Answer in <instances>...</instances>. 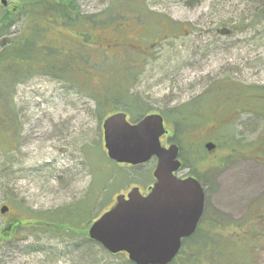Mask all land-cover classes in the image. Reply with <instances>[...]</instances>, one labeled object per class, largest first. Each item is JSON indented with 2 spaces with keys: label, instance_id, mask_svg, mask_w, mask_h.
Returning <instances> with one entry per match:
<instances>
[{
  "label": "rangeland",
  "instance_id": "obj_1",
  "mask_svg": "<svg viewBox=\"0 0 264 264\" xmlns=\"http://www.w3.org/2000/svg\"><path fill=\"white\" fill-rule=\"evenodd\" d=\"M11 1L0 0L3 6ZM109 1L82 0V10L98 12ZM146 2L161 24L156 28L162 37L154 43L140 40L137 25L121 23L128 39L145 51L144 59L133 51L139 69L128 87L131 95L126 103L121 101L120 108L128 106L135 120L200 101L194 114L202 120L199 124L176 130L174 116H170L165 125L171 135L189 139L182 153L204 184L205 217L218 218L225 229L222 232L232 238V258L223 256L217 264H264V1ZM169 26L176 31L168 32ZM112 36L110 32L103 38ZM104 39L85 46L103 50L111 60L121 58L125 70L129 58L117 54L123 48H110ZM121 39L126 42L125 37ZM72 40L82 43L77 36ZM54 43L61 46L59 41ZM77 70L91 78L96 88L103 81L95 63L78 62ZM123 82L119 80V86L127 85ZM96 90L47 75L18 87L16 104L23 127L17 146L7 150L10 142L0 132L2 235L13 233L14 220L41 221L42 213L79 205L82 212L76 219L91 224L113 206L119 193L137 182H152L156 160L130 169L107 158L102 125L108 115L91 95ZM238 97L241 100L236 101ZM169 137L163 138V145L171 143ZM210 141L218 148L207 153L205 145ZM192 148L198 155L195 161ZM5 205L9 210L2 214ZM87 228L73 234L88 237ZM14 237L0 241V264H134L127 254L113 255L80 239L53 237L26 227Z\"/></svg>",
  "mask_w": 264,
  "mask_h": 264
},
{
  "label": "trees",
  "instance_id": "obj_2",
  "mask_svg": "<svg viewBox=\"0 0 264 264\" xmlns=\"http://www.w3.org/2000/svg\"><path fill=\"white\" fill-rule=\"evenodd\" d=\"M81 1L12 0L8 6H3L0 2V132L3 133L2 137L10 142L7 150L17 146L23 127L19 121L16 104L18 87L36 76L47 75L70 82L79 88L89 89L91 86L93 89H98L91 95L98 98V105L107 115L120 111L123 107L122 111H128L125 106L121 108L120 106H122V100L125 102L130 97L128 87L137 77L135 70L139 69L137 62L140 61L134 56L133 51H139L141 58L144 59L142 55L145 50L136 47L128 39L129 33L120 28L121 23L129 22L131 25L134 23L141 31L139 39L148 42L152 40L153 43L156 38L162 37L161 32L156 28L158 25L161 27V24H158L159 20L153 15L154 13L149 12L146 0H110L106 8L91 13L82 10ZM50 27L55 28L56 32H51L53 29ZM174 27L169 26L168 32L176 31ZM152 28L156 29L151 33ZM110 32L113 36L110 39L109 37L104 39L103 37L109 36ZM74 36L79 37L83 44L74 42L72 40ZM113 37L120 39L119 47L123 48L122 52L117 54H123L129 58L125 70L124 67L121 68L123 64V61H120L121 58L111 60V57L106 58L103 50L93 51L85 46V43L104 39L111 48ZM121 37H125L126 42H123ZM53 41H59L61 46ZM95 57L98 61L94 59ZM78 62L87 66L95 63L99 76L103 78L97 88L91 85V78L79 74ZM118 79L125 80L126 83H123L127 85L119 86ZM198 102L200 103L195 99L192 104L173 107L168 113L163 112V116L167 121L172 119L170 116H174L176 130L189 126L187 124L195 126L202 121L199 118L196 119L194 115L199 107ZM201 106L203 109V102ZM182 138L174 134L173 141L181 148L183 168H188L190 165L183 157L182 149L189 139L182 141ZM192 156L194 161L198 158L194 148H192ZM192 174L200 177L194 170ZM81 212L82 207L79 205L77 209L65 207L42 213L41 221L35 220L36 218L26 221L14 220V234L0 233V241L8 238L15 239V234L21 232L22 227H26L34 231L48 232L53 237L80 239L82 242H88L87 245L90 247L95 242L86 235L73 234L90 225V221L84 223L76 219ZM210 218L209 216L208 219L206 218L207 221L203 220L200 223L197 234L192 239L183 240L179 254L169 264H203V261H207L208 264H217L223 260V256L232 258L229 249L232 238L222 232L225 229L221 226L222 223L218 222V218L212 217L211 221ZM87 229L83 232L87 233ZM191 249H195L194 252Z\"/></svg>",
  "mask_w": 264,
  "mask_h": 264
},
{
  "label": "water",
  "instance_id": "obj_3",
  "mask_svg": "<svg viewBox=\"0 0 264 264\" xmlns=\"http://www.w3.org/2000/svg\"><path fill=\"white\" fill-rule=\"evenodd\" d=\"M103 130L110 159L138 165L157 157L156 182L146 196L138 187L127 197L118 196L115 205L92 223L89 238L112 254L128 253L135 264H168L182 239L196 230L205 206L204 188L194 177L177 176L180 148L176 143L162 145L161 137L168 132L162 115L150 114L132 124L125 113H116L104 121ZM215 147L206 144L209 151ZM8 210L5 205L1 213Z\"/></svg>",
  "mask_w": 264,
  "mask_h": 264
},
{
  "label": "flooded vegetation",
  "instance_id": "obj_4",
  "mask_svg": "<svg viewBox=\"0 0 264 264\" xmlns=\"http://www.w3.org/2000/svg\"><path fill=\"white\" fill-rule=\"evenodd\" d=\"M111 42H113V46H117V47L120 46V45H119V44H120V39H117V38L113 37V40H112ZM238 100H241V98L238 97V99H237L236 101H238ZM243 100H244V99H243ZM127 107H128V106H125L126 109H127ZM129 107H130V105H129ZM126 114H127V119H128L130 122H132V123H136V122H138L137 120H133V119H132V117L129 115V112H128V111L126 112ZM164 137H165V136H164ZM164 137H162V140H163ZM216 145H217V147H216V149H217V148H218V144H216ZM207 153H209V152L207 151ZM152 160H156V165H157L158 159H157L156 157H154V158H152ZM152 160H151V161H152ZM148 163H150V162H148ZM148 163H146V164H148ZM182 163L184 164L183 159H182ZM146 164L131 165V164L120 163V165L128 166V167H130V169L139 168V167L145 166ZM188 169H190V170H188V172H186V173H184V172H183L184 170L182 169V172L180 171V173H178L179 176H180L181 178H184V177H186V176H190V175H192L191 168L189 167ZM186 170H187V169H186ZM193 176L197 177L196 175H193ZM197 178L200 180V182H201L202 185L204 186L203 182L201 181V177H197ZM155 182H156V179H155V177H154V170H153L152 182H149V183L145 182V184H140V183L137 182L134 186L131 185V189H132V188H135V187H138L139 190H140V192L142 193V195L146 196V195H148V194L150 193V191H151L153 185L155 184ZM132 186H133V187H132ZM131 189H130V190H131ZM130 190H129V191H130ZM129 191H127V192H123V193H119L118 195H121V194H122V195H125V196L127 197ZM204 191H205V187H204ZM118 195H117V196H118ZM115 200H116V199H115ZM205 216H206V191H205V206H204V210H203L202 216H201V218H200V220H199L198 227H199L200 223H201L203 220H206V217H205ZM198 227H197V228H198ZM196 234H197V230H196V231H195L190 237H188V239H192ZM191 250L194 252L195 249H191Z\"/></svg>",
  "mask_w": 264,
  "mask_h": 264
}]
</instances>
